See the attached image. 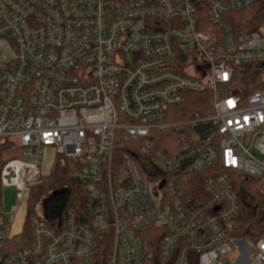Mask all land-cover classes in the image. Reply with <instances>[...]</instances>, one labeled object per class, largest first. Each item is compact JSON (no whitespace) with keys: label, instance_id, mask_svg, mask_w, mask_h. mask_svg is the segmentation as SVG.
<instances>
[{"label":"built area","instance_id":"2783aa9c","mask_svg":"<svg viewBox=\"0 0 264 264\" xmlns=\"http://www.w3.org/2000/svg\"><path fill=\"white\" fill-rule=\"evenodd\" d=\"M1 49L0 264H99L107 246L108 264H264V233L251 260L235 237L234 187L264 180V0H0ZM192 93L209 98L176 120ZM49 153L85 198L58 189L40 220Z\"/></svg>","mask_w":264,"mask_h":264},{"label":"trees","instance_id":"16d2710c","mask_svg":"<svg viewBox=\"0 0 264 264\" xmlns=\"http://www.w3.org/2000/svg\"><path fill=\"white\" fill-rule=\"evenodd\" d=\"M262 7H255L254 9L243 12L242 16L248 22L262 21V15L260 14ZM208 100L209 95L192 93L190 100L186 106L179 109L185 110L187 114H183L176 118V120H186L191 114L200 112L204 99ZM161 148V147H160ZM61 160H56L55 167L47 175L46 178H41L40 181L34 185L39 186V191L31 189L30 199L27 205L28 215L33 213L31 204L36 200H40L45 196L48 190H58L63 187H70L73 190V197L69 199V207H74L77 201H81L85 198L81 197V189L83 183L78 179H73V169L70 163L67 161L65 165L59 166ZM234 187L238 194L240 201V210L237 217V233L236 238L245 240L250 243H256L264 233V184H255L251 179L235 177ZM68 206V204H67ZM29 227H27L28 231ZM111 251L110 246L104 248L100 255L99 264H108L107 258Z\"/></svg>","mask_w":264,"mask_h":264},{"label":"rangeland","instance_id":"374dc122","mask_svg":"<svg viewBox=\"0 0 264 264\" xmlns=\"http://www.w3.org/2000/svg\"><path fill=\"white\" fill-rule=\"evenodd\" d=\"M0 54L3 57H9L10 56L7 49H1ZM0 63H1V60H0ZM20 157H21V153H19V151L18 152L17 151H11V152H9V155H8V159H13V158L18 159ZM51 157H52V153H49L48 158H47L46 162L44 163V167H43V171L46 173L43 178H46L47 175L51 172V170L55 167L54 164H53V166L51 165V162H50ZM58 160H61L60 161L61 163L59 164V166H63L67 162L66 160H63L62 158L58 159ZM252 181L258 185L264 184L263 179L252 180ZM32 189L34 191H39L41 188L39 186H33ZM54 191H56V190H50V191L48 190V192L45 193V196L42 199L36 200V201H34V203L31 204V208L33 209V213L31 214L32 216H37L40 220H44L45 218L49 219V218L53 217V210H54L55 205L51 200L48 201V199L52 197V195H53L52 193ZM17 193H18V191L16 188L6 186L3 189L2 196H3V201H4V210H6L8 212V214H9V212H11V210H10L11 207H13V206H19L20 207L21 211L18 214L17 218H18V224L21 225L20 224L21 220L19 222V219L23 218L24 210H25L24 209L25 203H19ZM44 201H48L47 205L44 204ZM7 217H9V215ZM247 245H248V248H249V246L252 248L254 246V244L250 243V242L248 244H246V246L243 244L242 253H243V256L245 257V260L250 259L249 256L251 253V249L249 252ZM236 255H238L237 252H235L232 255V258H235Z\"/></svg>","mask_w":264,"mask_h":264},{"label":"water","instance_id":"95a60500","mask_svg":"<svg viewBox=\"0 0 264 264\" xmlns=\"http://www.w3.org/2000/svg\"><path fill=\"white\" fill-rule=\"evenodd\" d=\"M54 194H56V193H54Z\"/></svg>","mask_w":264,"mask_h":264}]
</instances>
